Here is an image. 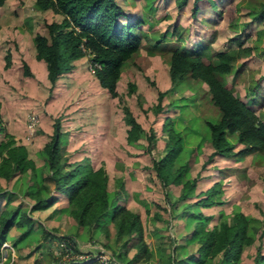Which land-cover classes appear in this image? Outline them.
I'll return each mask as SVG.
<instances>
[{
    "label": "rangeland",
    "instance_id": "obj_1",
    "mask_svg": "<svg viewBox=\"0 0 264 264\" xmlns=\"http://www.w3.org/2000/svg\"><path fill=\"white\" fill-rule=\"evenodd\" d=\"M117 1L128 17L143 20L139 30L144 37L142 49L122 69L117 97H112L99 84L96 87L89 57L80 61V69L77 67V71L73 69L63 74L54 85L48 80L46 63L35 57L34 37L36 33L48 34L45 24L60 21V14L56 16L50 9H38L35 0H10L0 6V111L5 128L0 132V140L5 132L14 136L17 143L26 146L28 156L37 167L36 172L29 169L10 180L0 176V211L18 205L30 208L33 200L27 192L33 183L31 180L49 186L47 191V186L44 187V195L53 191V183L47 177L43 147L50 139L54 121L60 118L61 145L69 161L88 158L94 169L104 165L109 173L112 204L116 202L113 195L124 189L125 197L119 202L140 214L147 241L152 245L148 260L144 255L135 257L140 264H170L169 254L178 260L188 256L197 246L190 244L181 253L177 250L173 254L170 238H176L178 244H188L186 239L200 215L212 226L222 212L230 216L236 211L246 214L250 225L259 228V231L251 230L255 240L244 248L237 261V264H254L257 248L262 247L264 253V234L260 237L264 223V154L217 155L206 164L214 150L207 122L218 121L220 112L211 102L208 87L202 81L188 77L173 85L169 61L174 47L180 46L190 51L203 49L205 61L210 62L219 50L236 47L231 39L233 36L245 34L246 46L257 44L262 50H252V54L240 60L237 75H221L220 78L244 99L257 98L255 108L264 113V103L251 92L256 80L264 76V54H259L264 51V20H252L246 8L239 7V0H200L196 14L194 0L184 5L178 0ZM121 20L126 19L121 17ZM244 23H247L245 29ZM146 34L154 38L152 42L147 40ZM156 44L159 46L155 47ZM8 51L11 52L10 60ZM25 64L29 65L32 75L24 72ZM129 81L136 85L131 94L128 93ZM259 82L264 87V79ZM159 89L167 91L160 105ZM123 105L130 107L144 128L140 139L133 143L127 140ZM33 112L38 114L39 121L30 129L28 117ZM152 127L156 136L150 152L147 135ZM171 127L181 134L183 145L174 168L185 166L183 182L196 180L187 191L186 199L180 198L182 184L172 183L166 189L152 169V158H160L168 152L167 128ZM230 140L237 141L234 135ZM214 186L213 205H199L201 198L207 197V191ZM5 192H13L14 197H6ZM170 197L173 203L169 202ZM67 209V201L60 199L47 209L35 211L38 223L26 240L25 236L16 243L21 231L12 229L7 241L13 244L14 250L7 252L0 264H81L82 260H89L88 252V255L69 252L70 238H75L81 247L92 246L112 254L109 248L96 243L107 241L104 234H91L79 227ZM48 234L52 236L50 239H47ZM132 244L127 251L128 258L136 252ZM158 244L165 247L163 253ZM216 259L211 258L204 264H215Z\"/></svg>",
    "mask_w": 264,
    "mask_h": 264
},
{
    "label": "trees",
    "instance_id": "obj_2",
    "mask_svg": "<svg viewBox=\"0 0 264 264\" xmlns=\"http://www.w3.org/2000/svg\"><path fill=\"white\" fill-rule=\"evenodd\" d=\"M178 1L180 5H184L188 0ZM194 1L193 9L196 14L199 12L200 0ZM6 2L7 0H0V6ZM239 3V7L246 8L252 20H264V0H239ZM35 6L42 11L50 9L62 16L60 21L54 20L45 24L48 34L36 33L34 37L35 57L46 63L47 77L51 84L54 85L60 76L72 71L76 60L86 56L91 63L99 65L95 69L94 76L98 79L100 86L112 97H117L119 94L117 83L124 65L143 46L144 37L139 30L143 20L128 17L122 21L121 17L127 16L117 0H35ZM246 26L247 23H244L243 28L245 29ZM243 36L245 34L233 36L231 39L236 43V47L218 51L215 59L210 62L205 61V51L201 48L198 51H190L187 48L175 46L170 54L171 83L176 85L188 77L202 81L208 87L211 102L220 112L218 121L207 122L214 150L206 164L217 155L229 157L264 154V113L254 107L258 99L254 98L252 101L244 99L220 78L221 75L231 74L235 70V65L247 55L252 54V50L257 49L258 52L262 50L257 44L246 46ZM158 46L159 44L155 45V47ZM10 53V51L7 52L9 60ZM259 54H264V51ZM242 63L245 65V62ZM25 65L26 75H32L29 65ZM262 79L264 77L256 81L253 91L251 89L261 103L264 101V87L259 82ZM135 90V83L129 81L128 93L131 94ZM166 92L158 90V105ZM122 108L123 117L128 126L127 140L130 143L136 142L140 139L144 128L129 106L123 105ZM1 116L0 111V132H4ZM168 124L169 122H165V125ZM163 128L166 129L165 126ZM167 131L168 152L160 158H152V169L155 170L164 188L167 189L172 183L182 184L183 191L180 198L186 199L187 191L194 186L196 180L183 182L185 166L174 168V161L183 149L182 136L172 127L167 128ZM233 135L237 138L236 143L230 140ZM4 136L0 140V176L10 180L29 169L36 172V164L28 156L26 146L23 143H17L11 134L5 132ZM147 136L149 139L147 150L151 152L150 148L154 145L156 136L153 127L150 128ZM61 137L62 124L60 118H57L53 123L50 139L43 147L46 154L47 177L53 183V191L44 195V187L47 185L38 184V180V182L31 180L33 183L27 192L33 200L31 207L9 206L0 211V246L8 239L12 229L21 231L20 236L16 238V243L25 236V240L28 239L34 231V225L38 223L33 213L53 206L60 199H65L68 213L79 227L91 234L93 232L104 234L107 241L96 243L112 251V254L106 253L109 264H119L118 260L124 264H140L135 258L137 255H144L143 258L148 260L152 255V245L147 241L142 218L139 213L119 202L125 197L126 190L121 189L122 191L115 193L113 199L115 197L116 202L112 204L108 190L109 173L106 167L103 165L94 169L88 158L70 162L68 156L64 154ZM47 190L49 186L46 187ZM12 193L5 192L4 195L14 197ZM167 193L169 197L170 192L167 191ZM215 193L214 186L207 191V197L201 198L198 204L205 207L213 205ZM169 202L173 203L171 197ZM204 218H206L204 215H200L195 222V228L186 239V242L189 240L188 244H178L176 238H170L173 254L177 250H179L178 253L182 252L187 245L197 246L195 252L180 260L169 254L167 259L170 264L177 261L181 264H204L215 257H217L215 264H237L244 248L255 240L251 230L259 231L258 226H251L248 216L239 211L230 216L222 212L218 222L212 226H209L203 220ZM41 231L45 233V230L41 229ZM263 234L264 223L260 237ZM50 237H52L51 234H48L47 239ZM69 242L72 244V247L69 245L70 252L81 254L88 252L91 255V261L82 260L81 264H103L98 256L107 250L100 251L99 248L92 246L81 247L76 243L78 241L75 238H70ZM131 242L136 252L132 258H128L127 251ZM158 249L163 253L165 247L158 244ZM261 249L262 247H258L255 252L254 264H264V253Z\"/></svg>",
    "mask_w": 264,
    "mask_h": 264
},
{
    "label": "built area",
    "instance_id": "obj_3",
    "mask_svg": "<svg viewBox=\"0 0 264 264\" xmlns=\"http://www.w3.org/2000/svg\"><path fill=\"white\" fill-rule=\"evenodd\" d=\"M96 67H99V65L97 63H90V69L91 71L94 73ZM39 121V117L37 113H31L28 117V127L30 129L34 128V126L37 124V122ZM14 250V246L13 244L9 243L7 240L3 241L1 246H0V263H2L4 261L5 256H7V252H11L12 250ZM70 252V251H69ZM106 253V252H103ZM106 256V257H105ZM99 259H101L103 261V264H109L108 263V255H99L98 256ZM92 260V259H91ZM90 259L86 260V261H91ZM79 264V263H78Z\"/></svg>",
    "mask_w": 264,
    "mask_h": 264
},
{
    "label": "crops",
    "instance_id": "obj_4",
    "mask_svg": "<svg viewBox=\"0 0 264 264\" xmlns=\"http://www.w3.org/2000/svg\"><path fill=\"white\" fill-rule=\"evenodd\" d=\"M7 1H10V0H7ZM117 2H118V1H117ZM127 13H129V12H127ZM125 14H126V13H125ZM54 15L57 16V15H59V14L54 13ZM126 16H127V14H126ZM130 17H133V16H130ZM124 18L126 19V18H128V16H127V17H124ZM146 35H147V34H146ZM147 36H148V38H147L148 41H150L151 39H154V38H152V36H150V38H149V35H147ZM150 42H152V41H150ZM143 44H144V43H143ZM152 44H153V43H152ZM194 45H195V44H194ZM179 48H181V47L179 46ZM185 48H187V47H185ZM141 49H142V47H141ZM187 49H189V48H187ZM219 51H220V50H219ZM84 58L87 59V57L85 56V57H82V58H80V59H78V60H76V61L74 62V64H75V67L73 68L74 70L77 71V67H78L79 69L81 68L80 64H81L82 62H80V61H82V59H84ZM238 63H239V62H238ZM238 63L235 65V70H234L231 74L237 75V74L239 73V72L236 73V71H237V69H238V65H239ZM73 69H72V70H73ZM70 72H71V71H70ZM70 72H67V73H70ZM82 72H83V69H82V71H81L80 73H82ZM67 73H65V74H67ZM80 73H79V74H80ZM231 74H230V75H231ZM262 77H264V76H262ZM262 77H261V78H262ZM95 78H96V77H95ZM256 81H258V80H256ZM95 83H96V87H98L99 81H98L97 78L95 79ZM99 85H100V84H99ZM99 87H100V86H99ZM98 89L101 90L100 88H98ZM262 103H264V101H263ZM254 107H256V104L254 105ZM235 138H236V136H235ZM236 139H237V138H236ZM238 146H240V145H238ZM238 148H240V147H238ZM33 217L35 218V216H33Z\"/></svg>",
    "mask_w": 264,
    "mask_h": 264
}]
</instances>
